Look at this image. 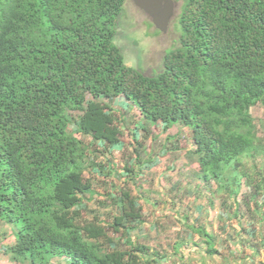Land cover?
<instances>
[{"label":"trees","instance_id":"1","mask_svg":"<svg viewBox=\"0 0 264 264\" xmlns=\"http://www.w3.org/2000/svg\"><path fill=\"white\" fill-rule=\"evenodd\" d=\"M175 1L177 45L147 74L117 44L127 0H0V221L16 238L9 258L155 263V252L127 238L142 216L130 189L105 221L87 215L94 149L123 136L109 103L119 96L144 120L189 129L201 177L219 194L236 199L252 183L243 159L261 149L251 109L264 106V0Z\"/></svg>","mask_w":264,"mask_h":264},{"label":"crops","instance_id":"2","mask_svg":"<svg viewBox=\"0 0 264 264\" xmlns=\"http://www.w3.org/2000/svg\"><path fill=\"white\" fill-rule=\"evenodd\" d=\"M109 103L116 115L130 108L123 96ZM136 118L139 128L121 126L120 142L103 152L94 149L88 174L93 194L86 203L95 201L96 209L87 215L105 221L116 214L120 192L128 188L142 216L127 238L155 252L153 264H264V205L250 202L256 219L247 221L240 198L225 202L215 182L202 179L189 129L178 124L166 129L162 122L147 126L137 108ZM15 241L10 225L0 221V264H23L5 254ZM50 264L71 263L58 256Z\"/></svg>","mask_w":264,"mask_h":264},{"label":"rangeland","instance_id":"3","mask_svg":"<svg viewBox=\"0 0 264 264\" xmlns=\"http://www.w3.org/2000/svg\"><path fill=\"white\" fill-rule=\"evenodd\" d=\"M180 5L181 2L175 1L174 14L170 20L169 28L167 32L163 33L153 24L151 17L138 8L133 0H127L125 12L120 19L121 28L117 37V44L122 48L125 61L129 66L141 67L147 74L155 73L161 69L165 52L177 45L179 31L176 25V18ZM129 107L128 109L121 107L118 109L119 112H117V115L121 117L117 116L122 128L124 127L128 131L131 130L129 126L132 123H137L136 107L132 103H130ZM251 114L256 125L257 144L261 149L253 157L243 159L246 170L250 174L248 181L252 182H244L240 196H238L247 221L256 219L254 212L250 211V202H257L258 207L264 205V189L259 192H256L254 189L258 184L264 187V106L260 104L254 106L251 109ZM145 123L147 126L154 125L153 122L147 120H145ZM136 126L139 128L138 123ZM75 128V124H71L69 130L73 131ZM132 130L131 132H133ZM188 137L190 136L188 135ZM192 155L195 159L197 158L194 154ZM88 174L86 172V176ZM125 175L130 174L126 172ZM129 178L127 176L126 180L129 181ZM99 191L103 193L105 189L102 188ZM97 196L99 197V195ZM218 197L227 201L231 200L228 199V195L224 191L220 194L218 193ZM93 203H86V210L94 209Z\"/></svg>","mask_w":264,"mask_h":264},{"label":"water","instance_id":"4","mask_svg":"<svg viewBox=\"0 0 264 264\" xmlns=\"http://www.w3.org/2000/svg\"><path fill=\"white\" fill-rule=\"evenodd\" d=\"M135 5L148 14L161 32H167L175 9V0H133Z\"/></svg>","mask_w":264,"mask_h":264}]
</instances>
